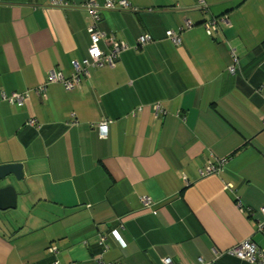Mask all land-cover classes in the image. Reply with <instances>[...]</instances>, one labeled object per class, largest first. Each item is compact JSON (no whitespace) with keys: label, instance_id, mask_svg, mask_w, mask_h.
I'll use <instances>...</instances> for the list:
<instances>
[{"label":"crops","instance_id":"crops-1","mask_svg":"<svg viewBox=\"0 0 264 264\" xmlns=\"http://www.w3.org/2000/svg\"><path fill=\"white\" fill-rule=\"evenodd\" d=\"M125 1L138 13L103 11L99 31L129 46L143 32L152 41L114 67L88 68L75 89L37 94L49 72L69 79L87 58L89 16L0 0V94H29L22 106L0 101V165L22 172L0 184L16 192L15 208L0 211V264H249L224 252L264 246V0H202L206 11L197 0ZM213 17L228 25L207 35Z\"/></svg>","mask_w":264,"mask_h":264},{"label":"built area","instance_id":"built-area-1","mask_svg":"<svg viewBox=\"0 0 264 264\" xmlns=\"http://www.w3.org/2000/svg\"><path fill=\"white\" fill-rule=\"evenodd\" d=\"M197 5L201 9H206V5L202 0H197ZM49 6L60 9H82L87 12L90 24L87 27V33L90 39V45L87 50V58L82 60L81 65L74 64L75 75L71 78L66 79L61 74H57L54 72H49L47 75L46 83L35 88L34 92L37 94H44L46 85L51 83H61L65 90L69 91L75 89L79 86L80 77H88V68H102V67H114L118 56L128 50L133 49L135 51L139 50L146 44H149L152 39L147 32H143L136 40V43L130 47L127 43L123 41H116L112 36H105L102 32L99 31L97 25L100 21L101 13L103 11L121 9V10H131L135 11L136 8L133 7L129 2L125 0H104V2L99 5L94 0H82L79 4L70 3L65 0H50ZM218 24L228 25L227 20L222 17L218 19L210 20L209 22L204 24V29L207 35H211L212 32L216 30V26ZM186 27H190L187 23ZM166 38L173 42L174 44H179L180 39L179 35L175 32L168 31L166 32ZM104 41L109 49L107 52L103 51L99 46V43ZM231 56V65L228 67L229 73L235 72V66L237 64V56L236 51L234 49H230ZM28 91L23 93H11L10 95L0 94V101L6 102L10 105L22 106L25 101L28 99ZM153 109L156 113H163L165 111L161 107L160 104H155ZM111 123L110 120H103L97 126L98 133L100 138H106L108 125ZM27 127L39 128V125L35 122V120L31 119L25 123ZM226 163V159L215 160L214 162H208L207 167L204 171H200V177L208 176L215 174L220 171L221 167ZM141 204L144 210L149 209L152 205V201L148 197H142ZM261 216L263 217V221L257 224V231L260 232L264 236V205L259 210ZM98 243L103 246V249H106V245L104 244V236H99ZM49 252L54 253V249L50 248ZM217 253H215L216 255ZM224 254L229 256H233L240 260L246 261L249 264H264V246L258 247L250 240H245L238 244H235L230 249H228ZM96 264H103L100 256L95 258ZM163 264H171L169 258H164L162 260ZM53 264H58L57 262H53ZM200 264H203L200 261Z\"/></svg>","mask_w":264,"mask_h":264},{"label":"water","instance_id":"water-1","mask_svg":"<svg viewBox=\"0 0 264 264\" xmlns=\"http://www.w3.org/2000/svg\"><path fill=\"white\" fill-rule=\"evenodd\" d=\"M13 176L19 181L22 178L20 164H2L0 165V184ZM16 192L14 187L7 183L0 187V211L11 210L15 208Z\"/></svg>","mask_w":264,"mask_h":264},{"label":"trees","instance_id":"trees-1","mask_svg":"<svg viewBox=\"0 0 264 264\" xmlns=\"http://www.w3.org/2000/svg\"><path fill=\"white\" fill-rule=\"evenodd\" d=\"M198 6V5H197ZM136 8V7H135ZM199 8V7H198ZM199 9H201V8H199ZM201 10H203V11H206L207 9H201ZM124 11H129V12H131V13H138V11H139V9L138 8H136V10L135 11H131V10H124ZM218 18H222V17H217V18H211L210 20H213V19H218ZM225 18V17H224ZM210 20H208V21H206V22H204L203 23V27H204V24L205 23H207V22H209ZM219 28V24L216 26V29H218ZM212 34V33H211ZM136 43V42H135ZM264 43V42H263ZM130 47H132V46H130ZM132 49V48H131ZM129 50V49H128ZM133 50V49H132ZM127 51V50H126ZM135 51V50H134ZM125 52V51H124Z\"/></svg>","mask_w":264,"mask_h":264}]
</instances>
